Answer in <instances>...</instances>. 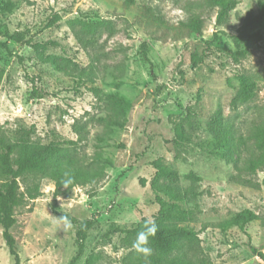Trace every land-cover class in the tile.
Returning a JSON list of instances; mask_svg holds the SVG:
<instances>
[{"label": "rangeland", "instance_id": "374dc122", "mask_svg": "<svg viewBox=\"0 0 264 264\" xmlns=\"http://www.w3.org/2000/svg\"><path fill=\"white\" fill-rule=\"evenodd\" d=\"M237 1L218 26L207 0H0L12 4L0 10V135L56 147L92 175L68 189L18 179L20 264H69L87 219L74 264H150L132 242L168 200L152 184L175 188L188 211L174 222L197 235L187 258L264 264L249 249L264 255V19L237 38L264 0ZM193 15L201 35L189 34ZM244 210L254 219L243 230L220 226ZM62 215L71 229L53 218ZM0 264H14L1 225Z\"/></svg>", "mask_w": 264, "mask_h": 264}, {"label": "trees", "instance_id": "16d2710c", "mask_svg": "<svg viewBox=\"0 0 264 264\" xmlns=\"http://www.w3.org/2000/svg\"><path fill=\"white\" fill-rule=\"evenodd\" d=\"M237 0H207V5L211 9H217L216 24L222 25L229 12L237 5ZM12 7L10 2L0 6V10H9ZM264 19V1L259 3L256 16L248 15L239 29L238 39L247 36V30L255 23ZM202 19L199 15H193L189 18L187 26L190 28L189 34L201 35ZM216 34V33H215ZM217 37L216 35H214ZM146 61L148 58L144 51ZM201 62V58L192 59V64ZM0 72V79H1ZM249 83H243L239 91L240 102H245L248 98ZM36 96L40 98L38 93ZM217 146L223 150H228V142L222 133L215 134ZM60 150L51 146H39L31 143L21 137L17 140H7L0 135V225L2 227V238L7 247L8 254L13 258L14 264H20L18 254L15 251V239L10 229L15 224L14 209L22 202L21 195L18 193L19 178H38L48 177L54 180L58 185L61 180L66 178L65 174L74 178V183L85 184L90 181L92 175L83 173L73 166L71 162L59 159ZM255 169V167H252ZM158 175H169V172L163 169L158 170ZM193 175H190L192 177ZM155 192L165 196L168 200L161 202V209L155 217L158 231L154 238H150V246L153 249V256L150 257V264H209L204 257L185 256L186 250L194 249L197 244L196 233L186 226L174 224V222H183L187 220L188 211L182 209L174 203L178 198V192L175 188H158L152 184ZM254 219V215L249 210H244L235 215L230 221L220 224L221 227H238L243 230ZM145 222H140L136 227L135 233L142 229ZM92 226V221L87 219L77 224L76 244L78 248L77 255L72 258L69 264L80 257L84 248L85 234ZM253 255L264 259L263 253L255 247L249 245Z\"/></svg>", "mask_w": 264, "mask_h": 264}, {"label": "clouds", "instance_id": "9594fccd", "mask_svg": "<svg viewBox=\"0 0 264 264\" xmlns=\"http://www.w3.org/2000/svg\"><path fill=\"white\" fill-rule=\"evenodd\" d=\"M66 178L61 180V185L64 189H68L69 186L74 184V178L65 174ZM50 191H55V182L49 186ZM56 223L62 224L64 228L71 229L72 222L66 215H62L59 218L53 217ZM158 231V226L155 220H149L144 223L142 229L137 232L135 239L132 242V248L145 258L149 257L153 253V249L150 246V238H154Z\"/></svg>", "mask_w": 264, "mask_h": 264}]
</instances>
